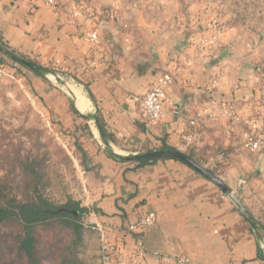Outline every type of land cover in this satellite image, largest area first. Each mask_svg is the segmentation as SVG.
<instances>
[{
	"label": "crops",
	"instance_id": "crops-1",
	"mask_svg": "<svg viewBox=\"0 0 264 264\" xmlns=\"http://www.w3.org/2000/svg\"><path fill=\"white\" fill-rule=\"evenodd\" d=\"M59 1L0 0V40L54 73L24 75L35 104L56 116L80 147L96 221L113 227L126 251L140 241L147 251L142 264L178 254H187L190 264H264V148L247 146L253 133L264 132L258 112L263 91L232 72L214 31L199 28L205 23L200 17L124 14V0ZM93 30L96 42L86 35ZM164 71L174 81L161 121L148 126L139 101ZM61 75L74 84L60 88L51 76L64 84ZM197 116L205 120L192 125ZM165 147L211 167L260 232L219 186L188 164L159 159L139 165L114 157ZM150 211L154 225L127 231Z\"/></svg>",
	"mask_w": 264,
	"mask_h": 264
},
{
	"label": "rangeland",
	"instance_id": "rangeland-1",
	"mask_svg": "<svg viewBox=\"0 0 264 264\" xmlns=\"http://www.w3.org/2000/svg\"><path fill=\"white\" fill-rule=\"evenodd\" d=\"M128 1L132 3L124 2L120 12L173 13L184 21L204 19L199 28L214 31L212 38L219 43L232 72L254 81L264 93V0H147V7L140 0ZM2 57L5 72L0 77V207L10 206L13 200L36 201L39 193L56 206L75 201L85 209L87 204L92 207L90 191H86L89 183L83 174L87 168L73 135L59 127L61 121L56 116L42 113L35 104L33 84L24 75L25 71H34L13 63L4 53ZM218 58L219 54L215 59ZM61 76L66 83L58 84L51 76L60 88L74 84ZM261 103L264 104V94ZM83 212L81 235L58 216L34 226L38 264H100V239L88 226V216ZM24 236V224L18 218L0 225V264H36L19 249Z\"/></svg>",
	"mask_w": 264,
	"mask_h": 264
},
{
	"label": "built area",
	"instance_id": "built-area-1",
	"mask_svg": "<svg viewBox=\"0 0 264 264\" xmlns=\"http://www.w3.org/2000/svg\"><path fill=\"white\" fill-rule=\"evenodd\" d=\"M46 4L60 5L59 0H41ZM87 37L91 41H97L99 34L93 30L86 33ZM4 66L0 64V77L4 74ZM174 81V75L170 71L160 72L154 82L150 85L147 92L139 101L140 111L144 122L148 126L157 125L162 118L165 110V105L168 101L167 87ZM259 111L264 119V104L260 103ZM221 112L228 114L233 118V114L229 111L221 108ZM227 112V113H226ZM205 120L201 119V116H197L190 123L195 125L197 121ZM205 122V121H204ZM247 146L252 150H260L264 148V132L260 131L254 134L248 141ZM86 215L88 216L87 224L92 229L97 230L100 239V264H142L143 258L147 251L143 244H138L131 249L126 251L124 245L116 238L115 232L109 226H103L99 224L95 219V214L92 207L87 204ZM156 213L154 211L148 212L146 215L141 217L135 223L130 224L127 227V231L131 233H141L148 227L154 225L156 222ZM191 259L187 254L178 255H163L160 257L159 264H190Z\"/></svg>",
	"mask_w": 264,
	"mask_h": 264
},
{
	"label": "trees",
	"instance_id": "trees-1",
	"mask_svg": "<svg viewBox=\"0 0 264 264\" xmlns=\"http://www.w3.org/2000/svg\"><path fill=\"white\" fill-rule=\"evenodd\" d=\"M2 47L7 48L5 44L0 40ZM8 49V48H7ZM2 51L0 50V64H3ZM14 63V61H13ZM16 63V62H15ZM79 114V113H77ZM102 126V125H101ZM104 132V127H101ZM170 147H165V149ZM114 157L124 160L123 157L114 155ZM154 160H142L138 161L139 165L155 162ZM214 172V170H212ZM86 209L80 207V204L75 201H69L62 206H56L41 193L38 194L36 201L29 203H17L16 200L10 204V206L0 207V225L8 219L18 218L24 224L25 236L19 243V249L23 250L26 255L36 264H38L35 255V242L36 239L33 235L34 226L39 222H45L51 217L58 216L64 219V223L69 224L73 229L81 235L83 224L80 223L81 215ZM94 230V229H93ZM98 234L97 230H95Z\"/></svg>",
	"mask_w": 264,
	"mask_h": 264
},
{
	"label": "water",
	"instance_id": "water-1",
	"mask_svg": "<svg viewBox=\"0 0 264 264\" xmlns=\"http://www.w3.org/2000/svg\"><path fill=\"white\" fill-rule=\"evenodd\" d=\"M0 50L10 59L13 61L24 65L31 69L32 71L40 74V75H48V74H54L49 69L25 58L22 57L15 52L11 51L10 49L4 48L0 44ZM124 159L127 161L132 162H138L142 160H154V159H176L180 160L189 166L193 167L195 170H197L199 173L213 181L217 186L221 188V190L232 199V201L237 205V207L243 212V214L246 216L248 221L251 223L253 228L259 233L260 232V226L258 221L253 217V215L247 210L245 205L237 198L234 194L231 188H229L225 182L212 170L204 167L202 164H200L197 160H195L190 155L179 151L177 149H159V150H152L148 152L143 153H136L133 155L125 156Z\"/></svg>",
	"mask_w": 264,
	"mask_h": 264
}]
</instances>
